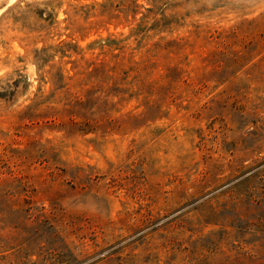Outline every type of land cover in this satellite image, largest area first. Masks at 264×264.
Listing matches in <instances>:
<instances>
[{"label": "rangeland", "instance_id": "rangeland-1", "mask_svg": "<svg viewBox=\"0 0 264 264\" xmlns=\"http://www.w3.org/2000/svg\"><path fill=\"white\" fill-rule=\"evenodd\" d=\"M0 264H264V0H0Z\"/></svg>", "mask_w": 264, "mask_h": 264}]
</instances>
